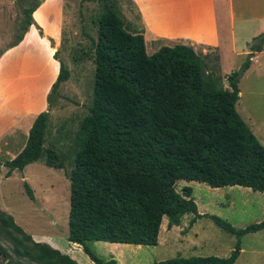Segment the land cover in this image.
<instances>
[{
	"label": "trees",
	"instance_id": "1",
	"mask_svg": "<svg viewBox=\"0 0 264 264\" xmlns=\"http://www.w3.org/2000/svg\"><path fill=\"white\" fill-rule=\"evenodd\" d=\"M42 1L17 2L20 18L15 43L34 23L32 13ZM81 1L97 3L103 11L96 23L92 57L93 103L80 122L73 165L66 173L70 182L67 240L79 244L93 264H116L114 258L98 257L89 242L154 246L164 217L170 229L192 213L190 225L206 216L237 238L231 254L178 256L150 264H234L241 237L264 229V217L235 228L217 215L199 213L192 188L186 186L180 193L175 185L186 180L264 193V145L236 109L237 71L227 76L225 88L215 73L204 76L205 62L192 46H161L149 55L143 35L126 29L118 0ZM251 49L255 48L251 45ZM77 57L73 59H82ZM249 57L242 70L247 69ZM68 77L60 60L59 74L47 95V110L59 84ZM47 113L34 119L24 148L3 162L7 175L41 158L49 166L64 167L62 154L41 146ZM24 187L34 199L28 183ZM0 234L12 243L15 256L26 261L79 264L48 243L35 241L1 209ZM15 263L0 245V264Z\"/></svg>",
	"mask_w": 264,
	"mask_h": 264
},
{
	"label": "crops",
	"instance_id": "2",
	"mask_svg": "<svg viewBox=\"0 0 264 264\" xmlns=\"http://www.w3.org/2000/svg\"><path fill=\"white\" fill-rule=\"evenodd\" d=\"M15 2L16 0H0V34L14 30L19 18ZM86 2L91 4V1ZM80 4L81 0H43L33 11L34 23L29 26L23 39L1 57L0 160H11L24 148L34 119L40 110L48 106L47 95L59 74L60 60L69 71V77L59 84L60 94L63 84L71 80L79 81L84 76L78 73V77H75L74 72L78 67L73 59V53L83 42L82 38L89 36L85 35ZM118 13L129 32L143 35L149 55L161 46L185 44L199 51L202 58L214 51L216 59L211 62V67L214 65L220 72L230 70V73L241 69L249 55V65L239 77L238 87L243 76L264 72V39L259 44V50L251 49L247 43L249 39L264 32V0L250 3L242 0L239 3L236 0H119ZM250 20L258 21L256 28L240 41L236 26L240 24L243 28ZM12 36L13 33L10 32L8 41L12 40ZM63 47L67 52L61 58L60 49ZM235 58H238L236 63ZM87 83L84 80L85 92ZM241 94L239 88V98ZM58 100L60 97L57 94L53 96L46 115L41 137L42 148H58L64 140L63 129L66 122L54 120L52 112ZM87 101L88 105H92L93 96L90 95ZM32 112L37 114L34 118ZM86 115L79 120V124ZM39 160L57 173L59 182L67 185L66 177L60 172L64 167L49 166L44 159ZM29 164L21 171L13 170L4 179H10L19 172L21 180L27 181L24 171ZM4 168L0 165L1 170ZM49 186L52 188L54 184ZM45 191L48 192L49 188L46 187ZM32 237L35 241L42 242L43 238ZM45 243L60 249L62 253L69 252L68 255L79 264H93L77 243L70 242L64 251L52 240L47 239Z\"/></svg>",
	"mask_w": 264,
	"mask_h": 264
},
{
	"label": "rangeland",
	"instance_id": "3",
	"mask_svg": "<svg viewBox=\"0 0 264 264\" xmlns=\"http://www.w3.org/2000/svg\"><path fill=\"white\" fill-rule=\"evenodd\" d=\"M31 1L16 0L15 9L17 13L19 14L17 2L26 5L30 4ZM236 1L239 3V0ZM242 1L250 3L256 0ZM80 8L83 26L86 30L85 35L88 36L89 34V36L82 38L83 42L75 50V54L73 53V56H78L83 60V62H81V59L76 61L75 65H77L78 70H75L74 75L78 77V73H82L84 76L79 81L71 80V82L63 84L62 94L59 91L57 94L60 100L57 101L56 107L52 111L55 116L54 120L66 122L63 129L64 140L55 149L57 151L61 149L59 153L64 158L65 166L60 172L66 177L67 185L64 182H59L57 173L44 163L41 164L40 160L26 167L24 173L27 176V181L25 179L21 180L19 172H16L12 178L6 180L4 176H7L8 168L3 162L7 160H0V165L5 167L3 170L0 169V209L12 215L14 221L26 233L36 239L43 238L42 242H46L47 239L52 240L63 251L70 244L67 240L70 182L66 173L70 171L73 165V153L79 138L77 133L80 126L79 120L84 114L89 113L88 107L90 104L88 105V97L91 95L94 98L95 66L92 57L94 41L97 40L96 23L103 11V8L94 2L90 4L86 1H81ZM257 22L250 20L245 23L243 28H241L240 24H237L236 33L238 39L242 41V39L247 38L251 31L256 28ZM17 25L18 21L15 22L14 30L0 34V41H2L0 43V59L8 49L18 44L15 43L18 34ZM10 32L13 33V36L12 40L8 41ZM255 38L249 39L247 43L251 46ZM244 44L246 43L244 42ZM66 52L67 49L65 47L60 49L61 58H64ZM215 59L214 51H211L208 57L203 58L206 65L204 76L208 72H213L221 80L223 86L228 88L227 76L230 74V70L220 72L214 65L211 67V62ZM237 59L235 58V63ZM81 68L83 69L81 70ZM240 70L242 69H237V76ZM84 80L86 83L88 82L86 92V84L85 86L83 84ZM81 81L82 83L80 84ZM239 88L242 94L236 102V109L250 129L252 128V132L254 130L253 133L259 142L264 145V72L262 74L255 73L243 76L240 80ZM47 108L40 110L38 114L43 111L48 112ZM32 113L34 118L37 114ZM25 182L32 188L34 199H30L27 195L24 187ZM50 184H54V186L51 188ZM186 186L192 188V196L197 204L199 213L217 215L227 220L235 228H243L251 223L259 222L264 217L263 192L253 191L250 188L238 185L212 188L205 183L186 180L177 181L175 188L182 193L183 188ZM46 187L49 188L48 192L45 191ZM193 216L192 213L183 215L180 219V224L170 229L167 228V218L164 217L162 229L159 233L160 240L158 239V244L154 246L113 244L103 241L89 242V246L101 259L109 260L114 258L116 261L118 260V264H150L153 261L178 256H229L234 250L237 238L218 227L206 216L197 218L190 225V220ZM17 236L20 237L19 235ZM0 245L5 247L10 255L13 256L15 264H37L15 256L12 243L2 234H0ZM240 248L234 264H264V229L243 235Z\"/></svg>",
	"mask_w": 264,
	"mask_h": 264
},
{
	"label": "water",
	"instance_id": "4",
	"mask_svg": "<svg viewBox=\"0 0 264 264\" xmlns=\"http://www.w3.org/2000/svg\"><path fill=\"white\" fill-rule=\"evenodd\" d=\"M264 39V32H262L261 34H259L254 40H253V47L257 48L259 46V44H261V42ZM243 70L239 71L238 77L242 75Z\"/></svg>",
	"mask_w": 264,
	"mask_h": 264
}]
</instances>
